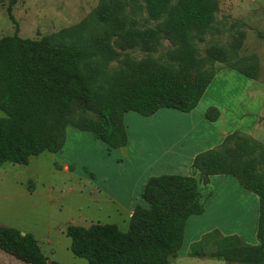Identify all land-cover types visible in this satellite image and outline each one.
<instances>
[{
  "label": "trees",
  "instance_id": "16d2710c",
  "mask_svg": "<svg viewBox=\"0 0 264 264\" xmlns=\"http://www.w3.org/2000/svg\"><path fill=\"white\" fill-rule=\"evenodd\" d=\"M100 1L97 19L109 24L114 18H105V10L109 2L119 0ZM15 4L16 0H11L8 7L14 24ZM147 7L152 20H163L156 28H125L117 20L103 36L90 39L82 33L84 20L40 40L23 39L18 33L0 40V110L5 114L0 117V166L28 165L32 157L62 151L69 126L94 134L110 149H123L128 145L123 122L126 113L151 117L162 109L190 113L198 107L217 74L201 73L189 37L194 31L211 28L217 1L179 0L173 6L171 0H147ZM113 34L119 36L125 51H153L162 34L178 38L184 46L173 55L179 65L169 68L146 58L112 74L107 64L120 55L110 45ZM228 69L251 80L260 78L256 62ZM76 103L85 111L96 107L94 118L73 122ZM179 117L175 122L186 121ZM218 117L217 108L206 113L209 121L215 122ZM234 141L238 144L231 150ZM257 158L264 164V143L238 130L227 135L218 149L195 158L193 169L204 184L214 176H233L244 190L258 195L260 244L249 245L238 236H221L215 230L193 245L190 256L207 255L209 242L219 235L221 244L209 254L211 259L246 264L264 261V171ZM142 197L148 208L135 209L127 232L115 224L68 226L72 253L89 264H171L183 247L188 219L205 212L199 180L192 176H154L148 180ZM0 249L26 264L49 261L37 239L16 228L0 225Z\"/></svg>",
  "mask_w": 264,
  "mask_h": 264
},
{
  "label": "rangeland",
  "instance_id": "374dc122",
  "mask_svg": "<svg viewBox=\"0 0 264 264\" xmlns=\"http://www.w3.org/2000/svg\"><path fill=\"white\" fill-rule=\"evenodd\" d=\"M216 1L218 10L214 24L205 32L194 31L189 37L196 49L201 73L218 75L229 66L243 67L256 62L260 68V78L256 81L264 85V37H261L264 34V0ZM171 2L174 6L179 0ZM10 3L11 0H0V39L18 33L24 39L40 40L44 36L70 29L84 20L86 24L82 33L92 39L103 36L108 27H114L117 20L122 21L125 28L140 30L156 28L163 21L150 18L147 0L109 2L105 18L108 15L114 18L109 24L97 19L96 12L102 6L100 0H16L13 7L14 24L8 14ZM110 45L120 54L118 59L107 64L112 74L119 72L122 66L146 58L153 59L161 66L177 68L179 63L173 55L184 47L178 38L166 34L159 37L153 51L140 48L122 50L117 34L112 35ZM196 73H200L198 68ZM228 78L221 77L214 86V90L220 93V99L230 109L227 122L233 126L232 129L250 133L264 143V117H260V123L253 116L255 113L264 116V101L257 106L249 103L245 109L237 110L234 103L241 97V92L244 93V82H222ZM229 80L236 81L232 76ZM96 112V107L85 111L76 103L71 120L80 123L86 118H94ZM244 112L250 113V116L241 118ZM126 114L123 122L128 147L125 149H110L92 133L83 134L86 139L75 140L72 132L80 131L69 126L62 151L32 157L28 165L6 163L0 167V224L19 229L22 234H32L43 253L51 261L62 264H89L85 259L76 257L70 249L71 239L66 234L70 225L89 227L95 223L115 224L127 232L130 211L138 206L148 208V204L142 197L144 189L140 190L136 186L137 178L140 175L144 177L143 171L135 159L126 157V152L129 153L131 147L143 153L148 151L149 146L138 140L137 130L152 129L164 118L163 115L150 119L138 113L128 117ZM176 114L170 113L169 119L176 121L179 116H183L182 113ZM4 116L0 110V117ZM259 127L261 131L257 132ZM157 144L161 147V143ZM237 144L234 141L229 148L235 150ZM257 163L264 171V164L259 159ZM190 170V175H194L196 171L193 168ZM229 178L233 180L225 182L218 190L219 179L212 178L211 187L206 184L202 187L204 183L201 182V176L198 178L199 183H202L199 184V190L204 195V219L198 220V216L188 219L185 243L178 256L172 258L171 264H246L227 263L209 257L221 244L219 235L209 242L207 255L201 258L189 255L194 244L215 230L221 236H238L249 245L260 244V199L258 195L244 189L237 191L231 181L236 183L238 179L233 176ZM239 192L251 197L246 199ZM252 198H256L255 204Z\"/></svg>",
  "mask_w": 264,
  "mask_h": 264
},
{
  "label": "crops",
  "instance_id": "0c3cea01",
  "mask_svg": "<svg viewBox=\"0 0 264 264\" xmlns=\"http://www.w3.org/2000/svg\"><path fill=\"white\" fill-rule=\"evenodd\" d=\"M230 76H232L236 81H230L229 80ZM221 77L222 78L229 77L227 80L226 79L222 80V82L225 81V82H229L230 84H236L237 82H242V83L244 82V93L241 92V97L234 103V105L236 104L237 110L245 109V107L248 106L249 103L257 106L260 104L262 100L264 101V85L258 84L256 80H251L247 77L245 78V76L233 71L232 69H227V70H222L220 71V73H218V75L214 78L212 85L208 87V89L206 90L198 107L192 112L182 113L175 109H162L158 111L155 115L151 117H147L150 119H156L157 117L163 115L164 118V120H162L158 126H154L152 127V129H148L145 131L140 129L137 130L139 135L138 140L139 139L142 140L146 145L149 146L148 151H145V153H143L142 151H136L134 148L131 147V149L128 150L129 153L126 152V157L135 159L137 163L140 164V169H142L143 171L142 174L144 175V177L140 175L136 181V186H138L140 190L145 189L148 180L154 176H162V175L184 176L185 175V176H193L198 179L200 177V174L198 172L197 174L195 172L194 175H190L191 173L190 169L193 168V163L195 158L201 153L218 149L222 145L227 135H229L233 131H237L235 129H232L233 126H230L229 124L230 122H227L228 120L227 113L228 111H230V109L228 108L224 100L220 99L221 97L219 91L217 92L214 90V86L216 85V83H218ZM216 107L219 110V117L215 122L209 121L206 118V113L210 108H216ZM170 113L171 114L177 113L176 115H181L180 113H182L183 116L181 117H183L186 121H182V123L172 121V119H169L171 118ZM249 114L250 113L244 112L241 118L245 116H250ZM127 115L128 116L137 115V112H130L127 113L126 116ZM253 116H256L258 118V121L262 123L260 117H264V116L258 115V113H255ZM132 117H136V116H132ZM260 131L261 130L259 127L257 132ZM83 134H89V133H84L82 131H80V133L77 131L72 132L74 139L80 141L86 139V136ZM247 134L252 136L250 133ZM157 143H161V147H159ZM127 147L128 145L125 148ZM142 160L144 161L142 162ZM212 178H216L222 181L221 183L220 181L218 182L219 187H216V189L220 188V186H223L225 182L233 180V178H229L228 175L214 176ZM211 179L207 184V186L209 187H211L210 185ZM231 183L233 184L234 188L237 191L238 190L242 191L240 189L243 188L240 184H238V182L234 183L233 181H231ZM203 186H205V184H202V187ZM222 191H224V189H222ZM239 193L242 196L246 197V199H249L251 197L249 195L247 196V194L245 193L242 192ZM255 199H253L254 204L256 201ZM134 211L135 209L131 210L129 215L132 216ZM205 212L202 215L198 216L200 217L198 218V220L204 219L203 216L205 215ZM188 221L186 224H188ZM186 229H187V225L185 228V233H186ZM184 243H185V235H184ZM49 244L51 245L50 242H48V245ZM48 259L50 260L49 257ZM0 264H26V263L14 258L13 256L5 253L0 249Z\"/></svg>",
  "mask_w": 264,
  "mask_h": 264
},
{
  "label": "water",
  "instance_id": "95a60500",
  "mask_svg": "<svg viewBox=\"0 0 264 264\" xmlns=\"http://www.w3.org/2000/svg\"><path fill=\"white\" fill-rule=\"evenodd\" d=\"M23 235H25V234H23ZM48 264H52V261H48Z\"/></svg>",
  "mask_w": 264,
  "mask_h": 264
}]
</instances>
